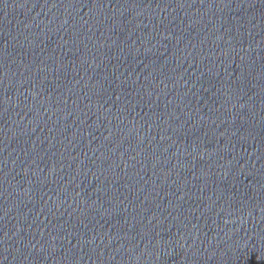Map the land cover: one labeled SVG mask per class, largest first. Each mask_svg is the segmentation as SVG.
<instances>
[{
    "label": "water",
    "instance_id": "obj_1",
    "mask_svg": "<svg viewBox=\"0 0 264 264\" xmlns=\"http://www.w3.org/2000/svg\"><path fill=\"white\" fill-rule=\"evenodd\" d=\"M0 264H264V0H0Z\"/></svg>",
    "mask_w": 264,
    "mask_h": 264
}]
</instances>
